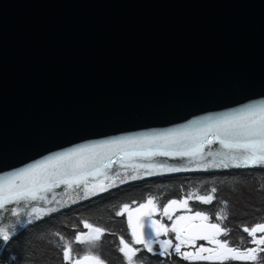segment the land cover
<instances>
[{
    "label": "water",
    "instance_id": "obj_1",
    "mask_svg": "<svg viewBox=\"0 0 264 264\" xmlns=\"http://www.w3.org/2000/svg\"><path fill=\"white\" fill-rule=\"evenodd\" d=\"M250 104H264V0H0V182L73 147L182 129ZM252 168L264 167L239 169ZM229 169L238 168L165 172L107 191ZM123 170L114 164L110 175ZM107 191L72 203L61 185L42 193L51 204L0 209V227L15 223L12 238ZM32 207L58 211L28 223Z\"/></svg>",
    "mask_w": 264,
    "mask_h": 264
},
{
    "label": "snow or ice",
    "instance_id": "obj_2",
    "mask_svg": "<svg viewBox=\"0 0 264 264\" xmlns=\"http://www.w3.org/2000/svg\"><path fill=\"white\" fill-rule=\"evenodd\" d=\"M214 144H218L220 150L212 151ZM158 156L187 159V163H156L155 158ZM136 160L143 162L135 163ZM114 164H120L131 171L123 175L116 171L110 175ZM247 167H264V104H250L239 111L195 121L182 129L118 137L60 152L5 177L3 182H0V209H6L8 204L21 201H44L51 204L55 196L48 200L42 193L52 192L61 185L67 190L68 200L76 203L78 200L88 199L98 192L116 187L117 181L123 184L141 179L143 176L160 175L165 172ZM101 178L109 183L104 185ZM216 191L215 187L211 189V193ZM193 196V193H189L187 199L169 200L163 205L161 219L167 217L172 221L171 227L153 218L160 210L154 197H149L146 203L134 209L130 208L129 204L122 206L116 215L122 216L127 213L132 240L129 243L121 237L122 247L119 251L123 253L128 264H134L133 258L139 251L132 246L134 244H142L148 252H154L153 245L158 244V255H170L169 249H173L177 255L188 261L257 260V251L264 249L249 248L240 251L229 247L228 241L219 239L221 235L227 236V231L218 223H206L209 217L204 212L197 211L194 216L180 215L173 219L175 211L180 208L188 209V201L193 199ZM213 198L211 194L195 195V199L204 204H210ZM67 202L59 203L64 206ZM56 211L58 209L55 207H32L27 214L30 218L28 223ZM133 213H136L135 217ZM11 215L19 217L20 212L12 208ZM84 228L89 229V232L75 237V241L80 244L95 245L105 232V229L94 227L87 221L84 222ZM243 230L253 237L252 243L264 244V237L256 239L257 232L264 233V224H257L251 229L245 227ZM13 231L15 223L0 227V238L7 242ZM169 232L175 234V240L178 241L175 245L171 239H159L161 234L167 235ZM63 239L61 237V240ZM198 240L207 241L214 247L201 245L194 252L181 251L186 245L194 247ZM63 258L70 264H103L99 256L91 254L73 260L71 245L67 241Z\"/></svg>",
    "mask_w": 264,
    "mask_h": 264
},
{
    "label": "trees",
    "instance_id": "obj_3",
    "mask_svg": "<svg viewBox=\"0 0 264 264\" xmlns=\"http://www.w3.org/2000/svg\"><path fill=\"white\" fill-rule=\"evenodd\" d=\"M215 187L217 191L211 193ZM188 209L204 212L210 219L220 222L229 247L246 250L264 249V244H254L247 238L244 228L251 229L264 223V168L229 169L207 173H183L158 176L117 187L87 201L44 218L15 234L0 252V264H70L63 258L65 241L71 245L73 260L85 252V245L75 241L78 234L86 233L84 222L105 229L101 239L91 245L103 264H128L119 251L121 237L131 243V230L126 215L116 213L124 204L135 206L156 198L158 207L169 200L187 199ZM211 194L210 204L195 199V195ZM226 213V218H225ZM61 237L64 239L61 240ZM134 261L137 264H262L264 251H257L255 261H188L176 253L160 256L148 252L142 245ZM256 246V247H254ZM156 253V254H154Z\"/></svg>",
    "mask_w": 264,
    "mask_h": 264
},
{
    "label": "flooded vegetation",
    "instance_id": "obj_4",
    "mask_svg": "<svg viewBox=\"0 0 264 264\" xmlns=\"http://www.w3.org/2000/svg\"><path fill=\"white\" fill-rule=\"evenodd\" d=\"M137 161V160H136ZM123 171H126V170H123ZM127 172V171H126ZM158 207V206H157ZM159 209H160V211L159 212H157L156 214H155V216L153 217L154 219H157V220H160L161 222H164L163 224H166L167 226L169 225V224H171V221L170 220H166V217H163V219H161V215H162V207H158ZM183 212H192V211H189L188 209H181V210H178V211H176V212H174L173 213V216H177L178 214H180V213H183ZM208 221H212V222H217V223H219L222 227H223V225L220 223V222H218V221H215V220H213V219H210V217H209V220ZM225 228V227H224ZM264 236V233H260V234H258V233H256V239H259V238H261V237H263ZM223 238V237H222ZM222 238H220L221 240H222ZM247 238H248V240L250 241V242H252V240H253V237L252 236H248L247 235ZM159 239L160 240H166V239H171L172 240V242H173V245H175L176 243H178V241H176L175 240V234L174 233H171V232H169L167 235H163V234H161L160 236H159ZM140 245V244H139ZM142 245V244H141ZM201 245H203V246H207V245H209L208 244V242L207 241H196V243H195V246L193 247V248H191L190 246L191 245H186V246H183L182 248H181V251L182 252H184V251H190V252H194V250L196 249V248H198V247H200ZM143 246V245H142ZM144 247V246H143ZM254 247H256V246H254ZM153 250H154V252H159V245L158 244H154L153 245ZM240 250V249H239ZM247 250V249H246ZM240 251H245V250H240ZM169 252H173V253H175L174 252V250L173 249H169Z\"/></svg>",
    "mask_w": 264,
    "mask_h": 264
},
{
    "label": "rangeland",
    "instance_id": "obj_5",
    "mask_svg": "<svg viewBox=\"0 0 264 264\" xmlns=\"http://www.w3.org/2000/svg\"><path fill=\"white\" fill-rule=\"evenodd\" d=\"M140 205V204H139ZM139 205H135V206H130V208H136V207H138ZM181 209H183V208H180V209H178V210H181ZM177 210V211H178ZM160 211V210H159ZM158 211V212H159ZM176 212V211H175ZM194 214H195V212H183V213H180V214H178L177 216H180V215H184V216H194ZM125 215H126V217H127V213H125ZM133 215H134V217H135V215H136V213H133ZM175 217L176 216H173V219H175ZM168 218L166 217V220H167ZM161 223H164V222H161ZM171 225H172V221H171V224H169L168 226L169 227H171ZM89 232V229L87 230V232L86 233H88ZM85 233V234H86ZM94 235V234H93ZM264 237V236H263ZM260 239V238H259ZM259 239H257V240H259ZM85 245V252L81 255V257H83V256H85V255H88V254H91V255H95L94 253H93V251L91 250V245L90 244H87V243H85L84 244ZM141 245V244H140ZM191 248H193L192 246H190ZM205 247H214V245H207V246H205ZM199 248V247H198ZM196 250V249H195ZM194 250V251H195ZM96 256V255H95ZM81 257H79V258H81ZM78 258V259H79ZM127 260V259H126ZM133 261H134V258H133ZM134 264H137L135 261H134Z\"/></svg>",
    "mask_w": 264,
    "mask_h": 264
}]
</instances>
